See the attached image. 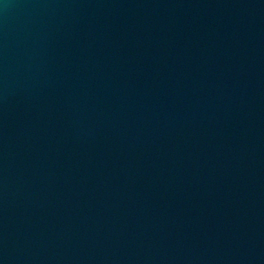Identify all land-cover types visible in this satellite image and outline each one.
I'll return each mask as SVG.
<instances>
[{"label":"water","instance_id":"95a60500","mask_svg":"<svg viewBox=\"0 0 264 264\" xmlns=\"http://www.w3.org/2000/svg\"><path fill=\"white\" fill-rule=\"evenodd\" d=\"M0 264H264V0H0Z\"/></svg>","mask_w":264,"mask_h":264}]
</instances>
